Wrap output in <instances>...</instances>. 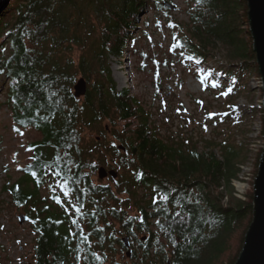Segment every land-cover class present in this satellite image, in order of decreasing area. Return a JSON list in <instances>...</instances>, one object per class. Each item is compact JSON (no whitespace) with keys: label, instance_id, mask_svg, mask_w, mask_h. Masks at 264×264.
Returning a JSON list of instances; mask_svg holds the SVG:
<instances>
[{"label":"trees","instance_id":"1","mask_svg":"<svg viewBox=\"0 0 264 264\" xmlns=\"http://www.w3.org/2000/svg\"><path fill=\"white\" fill-rule=\"evenodd\" d=\"M182 1L186 23L164 7V0H10L0 14V118L6 108L11 131L28 139L30 157L19 180L6 183L0 196L24 209L33 223L34 264H123L116 259L126 250L122 236L139 244L136 264L236 263L253 221V191L243 201L234 182L248 157L254 113L236 101L245 92L251 96L249 79H261L247 1ZM147 8L164 12L165 23L139 21ZM156 30L172 39L166 58L155 55L151 61L157 92L172 72H180L182 78H176L184 86L187 71L178 65L205 67L211 52L223 54L220 67L205 75L218 108L201 123L197 138L185 135V126L162 129L154 121L156 109L129 90L118 92L109 70L108 82L97 83L104 72H92L86 54L91 38H115L110 52L121 59L131 43V54L144 58L141 44L153 42ZM97 53L101 59L102 49ZM144 68L145 63L140 71ZM81 77L90 88L77 99L74 85ZM134 118L136 130L117 134L124 150L107 148L102 137L93 139L103 122L116 127ZM222 123L230 125L223 134L218 133ZM208 125L215 138L204 137ZM103 150L112 154L111 162ZM107 165L119 172L118 179L96 184L98 168ZM0 249L6 252L1 244Z\"/></svg>","mask_w":264,"mask_h":264},{"label":"rangeland","instance_id":"2","mask_svg":"<svg viewBox=\"0 0 264 264\" xmlns=\"http://www.w3.org/2000/svg\"><path fill=\"white\" fill-rule=\"evenodd\" d=\"M8 1L10 2V0ZM164 1L176 6V10L172 11L173 16L176 17L179 22H188V8L182 0ZM6 8L0 9V14ZM166 18L164 12L154 10L153 8H147L139 14V21L149 19L153 24L159 22V24L163 25ZM97 33L99 35L102 34L100 30H97ZM124 33L125 30L122 29V31L119 32V38H122ZM99 38H91L86 50V54L89 58L88 60L93 68L92 72L97 70V74L99 75L104 72L102 75L103 78L97 79V83L102 80L108 82V74L105 73V70H109L111 74L109 78H111V82L115 85L118 92L129 90L134 97L144 101L148 107L156 109L154 112V121L159 123L160 126H163L161 127L162 129L176 131V129L185 126L183 133L185 135L195 133V137L197 138V133L199 134L201 131V123L208 120L209 112H211L212 109L218 108L219 102L218 99H216L217 96L213 94L212 89L214 87L205 75H207L208 69L214 70L216 67H220L223 63V54L218 53L216 50L211 52V56L209 57L213 58L210 59L205 67L195 66L187 69L184 66L178 65L179 69L187 71L183 72V78L185 80L184 86L181 87L178 85L179 80L176 77L179 76V78H182L180 72H178L177 75L175 72H172V74L166 76L167 81L164 82L162 90L157 92L151 74L154 70L151 61L155 58V55H157L156 59L159 60L166 58L165 51L172 40L169 32L165 30L161 32L156 30L153 35V42H147L148 44H146L143 41L144 43L141 44L140 50L145 55L144 58L134 57L130 52L132 48L131 43L128 42L129 44L124 50L126 56L121 59L110 52L112 47L117 43L115 38L108 42L103 41V39L99 40ZM104 40H106V38ZM101 49L103 55L100 59L98 57L100 54H98L97 51L100 52ZM143 63L146 64V69L144 68V72H141L140 70L143 68ZM162 73L167 74V69L164 68ZM87 85L89 89L90 83H88V81ZM105 85L110 86L108 84ZM248 85L251 88L250 90H253L251 96L245 92V94L241 95L236 101V104L244 108L247 112L254 108V113L251 114L253 116L251 126L246 124L240 130V132H242L250 126V133L247 135L249 149L248 157L243 166H241L242 174L240 175L239 181L234 182L236 195L243 201H246L250 190L253 191V185L251 186V183L254 182L255 179V165L260 152V155H262L264 145V126L260 111L263 100L262 81L258 79V77H252L249 79ZM206 107L207 113H205ZM159 109L162 111V115L159 114ZM189 115H191L192 118H190ZM184 117H187V120L184 119ZM127 124L129 126H127ZM137 127H139V122L136 118L119 123L116 127H112V124L107 120L103 122L102 126L99 127L95 133H92V136L94 140L97 137L104 138V144H107V148L114 145L118 147L122 144L119 142L117 134L122 130L134 131ZM228 127H230L229 124L222 123L218 133L223 134L224 130L228 129ZM11 129L12 121L8 110L4 108L0 118V190H2L9 181L16 182L19 180L21 176L20 168L24 167L30 158L26 146L28 139L25 136L18 138ZM232 131H234V129H232ZM213 133V126L208 125L204 137H210V139L215 138L217 135ZM241 140H243V136H240V141ZM103 152L106 156V160L111 162L113 160L112 154L108 153L106 150H103ZM105 168L113 170L110 165L105 166ZM93 180L96 184H112L111 179L100 181L97 173L93 177ZM46 194H48V191H45L43 195ZM0 200V244L6 249V252L0 249V264H34L33 242L35 230L33 223L28 221L21 225L19 217L21 215L28 216L27 212L24 209L17 208L13 204H8V198L3 196V194L0 196ZM148 236L147 234L145 237ZM124 237L126 236H122L121 239ZM139 238H143V235H140ZM138 247L139 244L133 242L132 249L134 252ZM126 253L127 249L121 253V256L120 254L118 255L116 258L117 261L123 264H136L137 261L134 260V258L129 259Z\"/></svg>","mask_w":264,"mask_h":264},{"label":"water","instance_id":"3","mask_svg":"<svg viewBox=\"0 0 264 264\" xmlns=\"http://www.w3.org/2000/svg\"><path fill=\"white\" fill-rule=\"evenodd\" d=\"M0 0V9L8 6L9 1L4 4ZM248 7V23L249 32L253 40V50L256 54V61L262 81L263 100L262 109L264 116V0H246ZM164 7L170 10H176V6L164 2ZM88 85L85 78H81L74 85V96L81 99L86 96ZM101 138H97L99 141ZM119 150L125 148L118 146ZM97 176L100 181L107 179L116 180L119 172L116 170H108L101 166L97 170ZM29 217L21 215L19 222L21 225L27 223ZM124 247L127 249L126 256L132 259L134 251L130 237L122 239ZM235 264H264V145L262 155L259 162L258 173L253 182V221L245 235L242 251Z\"/></svg>","mask_w":264,"mask_h":264},{"label":"bare ground","instance_id":"4","mask_svg":"<svg viewBox=\"0 0 264 264\" xmlns=\"http://www.w3.org/2000/svg\"><path fill=\"white\" fill-rule=\"evenodd\" d=\"M5 1L7 2V0H2L1 3L3 4ZM6 2H5V3H6ZM5 3H4V4H5ZM104 16H105V15H104ZM209 207H210V206H209ZM222 223H223V222H222Z\"/></svg>","mask_w":264,"mask_h":264},{"label":"flooded vegetation","instance_id":"5","mask_svg":"<svg viewBox=\"0 0 264 264\" xmlns=\"http://www.w3.org/2000/svg\"><path fill=\"white\" fill-rule=\"evenodd\" d=\"M143 241H145V239H143ZM131 243L133 244V240L131 239Z\"/></svg>","mask_w":264,"mask_h":264},{"label":"snow or ice","instance_id":"6","mask_svg":"<svg viewBox=\"0 0 264 264\" xmlns=\"http://www.w3.org/2000/svg\"><path fill=\"white\" fill-rule=\"evenodd\" d=\"M198 2H199V0H198ZM229 91H231V90L229 89Z\"/></svg>","mask_w":264,"mask_h":264},{"label":"built area","instance_id":"7","mask_svg":"<svg viewBox=\"0 0 264 264\" xmlns=\"http://www.w3.org/2000/svg\"><path fill=\"white\" fill-rule=\"evenodd\" d=\"M261 108H262V106H261ZM237 196V195H236Z\"/></svg>","mask_w":264,"mask_h":264},{"label":"clouds","instance_id":"8","mask_svg":"<svg viewBox=\"0 0 264 264\" xmlns=\"http://www.w3.org/2000/svg\"><path fill=\"white\" fill-rule=\"evenodd\" d=\"M30 219V218H29ZM131 239V238H130Z\"/></svg>","mask_w":264,"mask_h":264}]
</instances>
